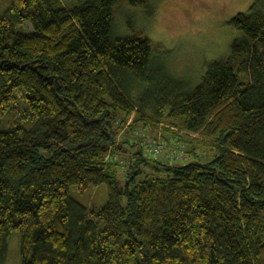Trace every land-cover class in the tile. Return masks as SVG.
Masks as SVG:
<instances>
[{
    "label": "trees",
    "instance_id": "trees-1",
    "mask_svg": "<svg viewBox=\"0 0 264 264\" xmlns=\"http://www.w3.org/2000/svg\"><path fill=\"white\" fill-rule=\"evenodd\" d=\"M120 1L11 0L0 14V124L27 123L0 128V264L16 232L21 264H264V0L229 20L242 36L188 90L143 29L117 32ZM133 112L129 130L166 121L212 143L168 127L156 154L141 130L119 139ZM100 184L105 204L79 201Z\"/></svg>",
    "mask_w": 264,
    "mask_h": 264
},
{
    "label": "rangeland",
    "instance_id": "rangeland-1",
    "mask_svg": "<svg viewBox=\"0 0 264 264\" xmlns=\"http://www.w3.org/2000/svg\"><path fill=\"white\" fill-rule=\"evenodd\" d=\"M10 1L0 0V14L6 10ZM253 2L254 0H154L149 6H134L130 5L127 0H121L115 5V26L117 32L123 35L130 34L132 31L128 25L129 21L143 29L144 33L162 48L161 57L157 58V61L162 65H167L174 75L182 78V82L188 90L199 84L210 63L230 55L233 41L241 37L242 34L231 27L229 20L239 12H247ZM20 28L24 31L33 30L29 21L21 25ZM17 105L25 108L22 97L17 98ZM134 118L135 113L133 112L124 123L119 139L122 140L128 134L134 140L137 138L135 134L141 130V138L147 135L146 143L151 140L161 143L165 140L169 142L172 131L168 132L166 128L170 127L174 131L179 130L191 140L212 143L211 139L205 138L199 132H192L185 128L180 129L166 121H159L153 126H145V129L141 128L142 124H139L135 129L129 130ZM25 121L20 112H10L4 117L0 128L9 129L21 123L27 125ZM124 147L131 146L125 144ZM136 148H140V145H137ZM211 149L205 145L203 152L211 154L213 153ZM130 154V152L129 156L125 154V159L131 157ZM118 155L119 157L123 156V154ZM154 157L170 161L169 158L161 154ZM122 159L123 157L120 160L122 161ZM198 159L205 160L206 158ZM188 160L189 158L181 161L175 160V163H185ZM190 160L195 159L192 157ZM149 171L150 173L154 172L151 175H163L164 172ZM119 179L121 182L124 180L122 175L119 176ZM76 190L72 189L71 193L74 194L73 192ZM76 196L87 207L98 208L108 199L107 187L105 184L91 185ZM8 244L9 255L5 264H21L20 234L13 233L8 239Z\"/></svg>",
    "mask_w": 264,
    "mask_h": 264
},
{
    "label": "built area",
    "instance_id": "built-area-1",
    "mask_svg": "<svg viewBox=\"0 0 264 264\" xmlns=\"http://www.w3.org/2000/svg\"><path fill=\"white\" fill-rule=\"evenodd\" d=\"M147 143H152L150 150H153L156 154L161 153L163 151L164 146L162 145L161 142H155L151 140V141H148Z\"/></svg>",
    "mask_w": 264,
    "mask_h": 264
}]
</instances>
